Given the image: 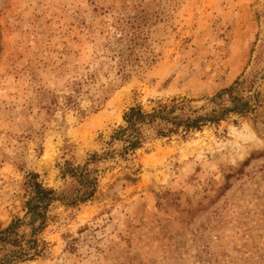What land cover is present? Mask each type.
Returning <instances> with one entry per match:
<instances>
[{
	"label": "rangeland",
	"instance_id": "374dc122",
	"mask_svg": "<svg viewBox=\"0 0 264 264\" xmlns=\"http://www.w3.org/2000/svg\"><path fill=\"white\" fill-rule=\"evenodd\" d=\"M143 1L0 0V232L25 217L29 174L62 190L61 166L102 155L130 108L202 113L236 86L255 111L101 160L95 198L54 206L19 264H264V0H145L158 22L121 78L114 17Z\"/></svg>",
	"mask_w": 264,
	"mask_h": 264
},
{
	"label": "trees",
	"instance_id": "16d2710c",
	"mask_svg": "<svg viewBox=\"0 0 264 264\" xmlns=\"http://www.w3.org/2000/svg\"><path fill=\"white\" fill-rule=\"evenodd\" d=\"M144 1L136 7L134 14L127 17H125L126 14L114 17L117 22L114 34L109 36V42L113 43L118 51L120 58L118 75L121 78L131 77V72H128L130 67L135 70L141 68L139 52L141 47L149 41L147 28L150 29L158 22V18L154 20V14L151 13L150 3ZM121 12L123 11H119ZM112 14L113 16L118 15L116 12ZM91 78L87 80V84L94 81V77ZM111 87L101 86L99 88L98 94L101 98L92 100L96 109L94 112H98L106 102L107 97L103 98V96ZM39 93L44 96L47 92ZM88 93H91L90 90ZM64 100L66 106L69 107L75 103L73 96H66ZM51 101L41 111H45L48 120L54 117L52 109H57L61 105L54 95ZM253 102L250 96L246 97L237 92L235 86L217 94L214 99L210 100L211 105L207 107L208 109L203 108L202 113L190 109L191 102L185 99L173 101L170 105H161L152 113L143 111L141 107L130 108L124 116L125 125L115 130L102 155H92L84 165L65 162L61 166V176L67 183L62 190L46 188L41 181H38L39 175L29 174L25 183V217L16 219L0 232V264H19V262L35 260L40 256L38 248L41 247V242L38 237L51 222L54 206L59 204L77 207L95 198L100 182L97 173L101 160L125 159L143 148L152 139L185 137V134H189L192 130H200L210 123L221 122L233 114L253 113L255 111ZM118 144H121L120 147L112 150V147ZM127 179L134 181L131 177Z\"/></svg>",
	"mask_w": 264,
	"mask_h": 264
},
{
	"label": "water",
	"instance_id": "95a60500",
	"mask_svg": "<svg viewBox=\"0 0 264 264\" xmlns=\"http://www.w3.org/2000/svg\"><path fill=\"white\" fill-rule=\"evenodd\" d=\"M263 78H264V72L261 74V76H260V78H259V81H258V84H257V86L255 87V90H254L253 94L256 93L257 90L259 89V87L262 85Z\"/></svg>",
	"mask_w": 264,
	"mask_h": 264
}]
</instances>
